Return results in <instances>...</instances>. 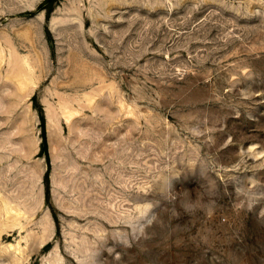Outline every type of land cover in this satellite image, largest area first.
Here are the masks:
<instances>
[{
    "label": "rangeland",
    "instance_id": "obj_1",
    "mask_svg": "<svg viewBox=\"0 0 264 264\" xmlns=\"http://www.w3.org/2000/svg\"><path fill=\"white\" fill-rule=\"evenodd\" d=\"M0 53V264H264V0H0Z\"/></svg>",
    "mask_w": 264,
    "mask_h": 264
},
{
    "label": "bare ground",
    "instance_id": "obj_2",
    "mask_svg": "<svg viewBox=\"0 0 264 264\" xmlns=\"http://www.w3.org/2000/svg\"><path fill=\"white\" fill-rule=\"evenodd\" d=\"M30 4V3H29ZM26 5H27V3H26ZM4 38H5V43H6V47H7V49H8V52L12 55V53H14V45L12 44L13 42H12V40H11V38L8 36V35H6V36H4ZM26 38V37H25ZM24 38V39H25ZM6 56V55H5ZM7 57V56H6ZM11 58V59H10ZM19 57H9V58H7V59H4V57H2V55H1V53H0V70H1V60H5V66H7V69L10 71V70H12L13 71V69H14V72H17V71H15V70H17V69H19L20 68V71H21V69L23 70V71H25L26 73H27V71H28V68H25L24 66H22V64H21V60H19L18 59ZM22 63L24 64V61L22 60ZM22 67H24V69L22 68ZM23 71H21V72H23ZM29 71H30V69H29ZM13 72V73H14ZM8 73V72H7ZM15 74V73H14ZM10 75H11V73H10ZM17 74H15V76H16ZM4 81V80H3ZM12 81V80H11ZM44 228L42 229V234L39 236V237H36L37 238V242H36V240H35V242H34V245L36 246V247H41V246H43V244L45 243V241L48 239V237H49V232H48V229L45 227V226H43ZM52 259H53V262L55 261V256L54 257H52Z\"/></svg>",
    "mask_w": 264,
    "mask_h": 264
},
{
    "label": "trees",
    "instance_id": "obj_3",
    "mask_svg": "<svg viewBox=\"0 0 264 264\" xmlns=\"http://www.w3.org/2000/svg\"><path fill=\"white\" fill-rule=\"evenodd\" d=\"M47 3H52L53 0H46ZM42 152L46 155V158H48L47 156V152H46V140L45 137H43V141H42Z\"/></svg>",
    "mask_w": 264,
    "mask_h": 264
},
{
    "label": "crops",
    "instance_id": "obj_4",
    "mask_svg": "<svg viewBox=\"0 0 264 264\" xmlns=\"http://www.w3.org/2000/svg\"><path fill=\"white\" fill-rule=\"evenodd\" d=\"M50 239V238H49Z\"/></svg>",
    "mask_w": 264,
    "mask_h": 264
}]
</instances>
